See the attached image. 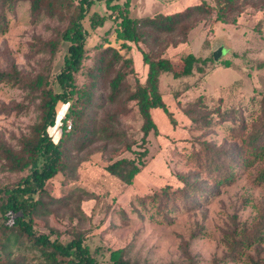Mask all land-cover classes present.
Masks as SVG:
<instances>
[{
  "label": "rangeland",
  "instance_id": "rangeland-1",
  "mask_svg": "<svg viewBox=\"0 0 264 264\" xmlns=\"http://www.w3.org/2000/svg\"><path fill=\"white\" fill-rule=\"evenodd\" d=\"M125 1L127 0H114L120 4ZM128 1L129 16L133 18L152 16L165 8L161 0H154L153 3L148 0ZM181 8L183 7H179ZM241 11H244L241 15L244 28L226 25L232 32H238L239 37H232L231 32V39L227 30L221 31L220 24L215 30V17L201 15H196L190 21L195 27L189 32L187 40H182L178 31L162 36L164 39L161 44L168 42L165 56L173 61L176 70L182 67L180 55L188 51H193L198 56L212 54L220 46L215 36H224L230 42H225L229 52L222 45V49L213 57L214 60L227 57L235 67L215 69L207 78L206 87L201 83L203 79L198 73L180 78H174L168 73L163 74L160 90L176 124L172 125L159 109L152 110L158 134L151 131L145 143L141 141L142 120L138 108L134 101H129L126 105L127 112L119 114L117 126L132 141V151L147 149L146 167L135 176L132 184L125 185L110 176L104 167L110 159L134 158L132 151L122 147L110 153L115 145L97 141L82 152L72 153L73 158L68 170L58 173L45 185L52 196L66 199V204L54 208V213L39 216L35 230L45 233L52 230L55 233H52L50 238L63 243L68 242L73 233H80L99 263L109 261L111 250L124 248L125 257L140 264H182L186 263L189 257L196 264H264V242L246 248L244 254L236 261H230L225 256L227 235L251 224L256 219L258 210L264 207V186L253 181L257 166L248 172L240 173L233 183L220 188L216 195L210 194L199 204H182L167 219L154 214L155 209L152 207L149 211L142 209L135 199L136 196L152 193L165 185H170L173 189L181 187L182 184L176 175L189 170L183 158L192 145H197L199 141H209L216 146L232 143L229 139V127L234 121H219L216 115H212L210 125L196 128L176 104L175 92L185 88L179 97V102L185 107L196 100L198 95L203 94V90L209 94L219 86L239 80L230 90L222 89V108L234 109L233 113L242 109L249 124L261 115L260 97L264 95V32L258 35L251 30L254 20L259 17L254 7L248 5ZM93 12L99 15L108 13L105 2L95 0L83 21L87 30L86 58L82 71L77 75L79 85L87 80L85 73L92 63L91 58L98 45L120 46V41L115 39L113 33L116 27L114 16L108 18L102 26L92 29L88 17ZM239 15H236V21ZM259 15L263 17L264 14ZM7 18V29L0 32V70H7L14 65L26 76L43 73L53 83L62 66L65 47L61 44L56 55L50 58L46 52H34L33 44L38 46V38H55L56 32L64 27V23L48 17L33 21L29 3L26 1L18 2ZM246 39L249 41L245 42ZM148 43H131L129 50H121L133 60L134 73L128 75V82L132 87L136 80L143 83L145 79L146 69L138 46L148 50ZM210 43H213L212 50L208 47ZM244 46L250 48L248 53H243ZM242 66L244 68H236ZM103 95L105 96V92ZM203 95L205 101L201 109L217 105V96ZM69 105V102L60 101L56 106V121L48 130L54 141L61 135V119ZM115 106L104 97V107L98 110L97 119L103 116V110L113 109ZM38 117L37 101L27 90L10 83L0 84V141L17 149L20 139L29 134ZM26 173L27 171L8 172L3 169L0 160V187L16 183ZM133 205L139 207L141 215L139 211L137 213L132 209ZM151 214L154 218L150 217ZM23 253L31 264H42L43 259L37 251L23 249Z\"/></svg>",
  "mask_w": 264,
  "mask_h": 264
},
{
  "label": "trees",
  "instance_id": "trees-1",
  "mask_svg": "<svg viewBox=\"0 0 264 264\" xmlns=\"http://www.w3.org/2000/svg\"><path fill=\"white\" fill-rule=\"evenodd\" d=\"M20 1L29 3L33 21L48 17L64 23V27L56 32L55 38H38V46L33 44L34 52H46L53 58L61 44L65 47V52L62 66L53 83L43 73L26 76L14 65L7 70H0V84L10 83L27 90L37 101L39 110L37 122L31 126L29 134L20 139L17 149L0 141L3 169L11 173L27 171L16 183L0 187V264H31L23 249L37 251L43 259L42 264H140L126 258L124 248L111 250L109 261L99 263L80 233H73V237L63 243L50 238L55 233L52 230L50 233L35 230L39 216L54 213V208L66 204V199L52 196L46 190V182L68 170L72 153L82 152L97 141L115 145L110 153L122 147L132 151V141L117 126L119 114L127 112L126 105L129 101H134L138 108L142 120L140 129L143 143L151 131L158 134L153 109L161 110L169 122L175 125L176 120L160 90L161 76L168 73L174 78H180L198 73L203 78L217 65L229 67L232 61L220 59L215 62L213 54L202 57L188 51L180 55L182 67L176 70L173 61L165 56L168 42L161 44L164 39L162 36L178 31L182 40H187L189 32L195 27L190 21L196 15L214 16L216 21L235 24L236 15L245 6L264 11V0H201L198 4L186 6L179 11L134 18L129 16L128 0L122 4L114 0H103L108 13L99 15L93 12L88 17L89 25L92 29L102 26L108 18L114 16L116 27L113 33L115 39L120 41V46H97L91 58L92 63L85 73L87 80L82 85L77 82V75L82 71L86 58L87 30L83 21L95 0H0V32L7 29V15L14 11ZM147 42L150 46L148 50L138 46L142 63L146 67L145 79L143 83L136 80L132 87L128 82V75L134 73L133 60L121 50H129L131 43L139 45ZM233 85L227 88L230 90ZM183 90L175 92L174 97L176 104L192 124L196 128L207 127L212 123V115H216L219 121L230 119L234 121L229 127V139L232 143L216 146L209 141H199L184 155L183 159L189 170L176 175L181 187L173 189L170 185H165L152 193L135 197L142 209L149 211L153 208L154 214L164 219L169 218L182 204L197 205L210 194H218L220 188L233 183L240 173L248 172L255 166L257 173L253 181L264 186V95L260 97L261 115L249 124L242 109L233 113L234 109L222 108L223 90L217 96V105L209 109H201L205 101L203 94L184 107L179 102ZM104 97L116 106L103 110V116L97 119L98 110L104 107ZM60 101L69 102L70 105L61 119V135L54 141L48 130L56 121V106ZM68 120L71 127L66 129ZM132 152L135 154L134 158L110 159L104 167L110 176L125 185L132 184L135 176L147 165L146 148ZM132 209L137 213L139 211L141 215L139 207L133 205ZM150 217L154 218V215L151 214ZM262 242L264 207L258 210V215L251 224L227 235L225 256L230 261H236L246 248L258 246ZM182 264L196 263L189 257Z\"/></svg>",
  "mask_w": 264,
  "mask_h": 264
},
{
  "label": "crops",
  "instance_id": "crops-1",
  "mask_svg": "<svg viewBox=\"0 0 264 264\" xmlns=\"http://www.w3.org/2000/svg\"><path fill=\"white\" fill-rule=\"evenodd\" d=\"M156 1H158V0H156ZM162 1V3L164 4V6H165V8H164V11H160V12H156V13H171V12H175V11H179V10H182V9H184L186 6H189V5H195V4H198L201 0H161ZM207 1H211V0H207ZM148 2L149 3H153L154 2V0H148ZM186 3H188V5H186ZM184 5H186L185 7H184ZM177 7V8H176ZM179 7H183V8H181V9H179ZM177 9V10H176ZM156 13H154V14H156ZM153 14V15H154ZM244 14V11H242L241 12V14L239 15V17H238V19H237V21H236V23L235 24H228V23H222V22H220V21H217L216 23H214V28H215V30H216V28L219 26V24L221 25L220 26V28H221V31L222 32H225L226 30L228 31V34H229V36L231 37V30H230V28H227V26H232L233 25V27H235V28H244V26L241 24L242 23V21H241V15H243ZM259 14H264V11H258V13H257V15L259 16L258 17V19H256V20H254V25L251 27V30L254 32V34H257L258 33V35H259V33H263L264 32V15H263V17H261V15H259ZM152 15V16H153ZM146 17V16H145ZM261 24V25H260ZM227 25V26H226ZM223 28H225V29H223ZM233 34H232V37H239V33L237 32V33H235V32H232ZM232 37H231V39H232ZM218 38V39H217ZM215 40H217V41H219V45H224V47L226 48V50L229 52V48L227 47V45H226V39H225V37L224 36H215ZM246 41H249V40H245V42ZM204 42H206V40H204ZM227 42H230V41H227ZM208 47H210V49L212 50V47H213V43L211 44L210 43V45L208 44ZM243 53H248V51L250 50V48L249 47H247V46H244L243 47ZM192 53H193V51H191ZM194 54V53H193ZM228 54H230L231 55V53H228ZM198 56V55H197ZM202 57H204V56H202ZM221 59H228L227 57H224V58H221ZM243 59V58H242ZM220 60V59H219ZM219 60H217V61H215V62H218ZM245 62V61H244ZM242 63V62H241ZM232 64H233V62H232ZM244 66V65H243ZM236 67V68H244V67ZM219 67H225V66H221V65H217L216 67H214L209 73H207L202 79V84H204V87H206V80H207V78L213 73V71L215 70V69H217V68H219ZM232 67H235V66H229V67H225V68H232ZM145 69H146V67H145ZM145 75H146V70H145ZM239 80H236V81H233V82H231V83H229V84H227V85H223V86H219V87H217V88H215L213 91H212V93H206V91L205 90H203V94H207V95H212V96H219L220 94H222V89H225V88H227V87H229V86H231V85H233V84H235L236 82H238ZM201 85V84H200ZM202 94V93H201ZM154 110V109H153ZM161 111V110H160Z\"/></svg>",
  "mask_w": 264,
  "mask_h": 264
},
{
  "label": "water",
  "instance_id": "water-1",
  "mask_svg": "<svg viewBox=\"0 0 264 264\" xmlns=\"http://www.w3.org/2000/svg\"><path fill=\"white\" fill-rule=\"evenodd\" d=\"M222 45H220L219 47H217V49L215 50V51H213V57L216 55V53L220 50V49H222Z\"/></svg>",
  "mask_w": 264,
  "mask_h": 264
},
{
  "label": "built area",
  "instance_id": "built-area-1",
  "mask_svg": "<svg viewBox=\"0 0 264 264\" xmlns=\"http://www.w3.org/2000/svg\"><path fill=\"white\" fill-rule=\"evenodd\" d=\"M68 123H67V128L69 129L70 127H71V123H70V121H67Z\"/></svg>",
  "mask_w": 264,
  "mask_h": 264
}]
</instances>
